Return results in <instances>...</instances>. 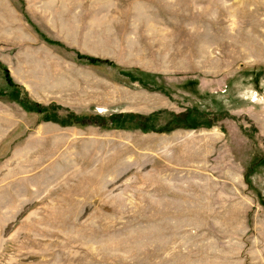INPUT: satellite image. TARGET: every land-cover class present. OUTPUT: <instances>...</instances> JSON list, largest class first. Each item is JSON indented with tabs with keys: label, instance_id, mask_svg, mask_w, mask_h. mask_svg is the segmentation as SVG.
Returning a JSON list of instances; mask_svg holds the SVG:
<instances>
[{
	"label": "rangeland",
	"instance_id": "obj_1",
	"mask_svg": "<svg viewBox=\"0 0 264 264\" xmlns=\"http://www.w3.org/2000/svg\"><path fill=\"white\" fill-rule=\"evenodd\" d=\"M0 264H264V0H0Z\"/></svg>",
	"mask_w": 264,
	"mask_h": 264
}]
</instances>
